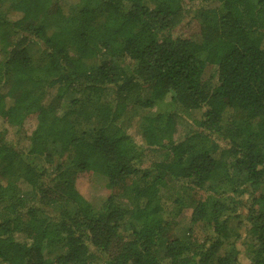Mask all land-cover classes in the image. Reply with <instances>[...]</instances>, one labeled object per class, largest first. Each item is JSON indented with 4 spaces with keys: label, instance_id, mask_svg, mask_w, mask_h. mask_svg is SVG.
<instances>
[{
    "label": "trees",
    "instance_id": "16d2710c",
    "mask_svg": "<svg viewBox=\"0 0 264 264\" xmlns=\"http://www.w3.org/2000/svg\"><path fill=\"white\" fill-rule=\"evenodd\" d=\"M172 186L201 235L172 231ZM244 260L264 264V0H0V264Z\"/></svg>",
    "mask_w": 264,
    "mask_h": 264
},
{
    "label": "rangeland",
    "instance_id": "374dc122",
    "mask_svg": "<svg viewBox=\"0 0 264 264\" xmlns=\"http://www.w3.org/2000/svg\"><path fill=\"white\" fill-rule=\"evenodd\" d=\"M68 0H64V3ZM10 17V20H14L17 18V16H13L11 13L8 14ZM186 22V21H185ZM53 31L52 28H48L47 32L51 33ZM178 35L183 36L184 38H189L191 40H196L198 37V27L196 22H192L189 25L181 24L178 29L176 30ZM38 48H40V45H33V47L30 49V53L33 56H39ZM211 68L207 67L205 70V73L203 75L204 79H207L209 76ZM153 111H158V106L155 107ZM137 117L132 115H127L122 121L121 126L124 128H127L130 135L132 136L133 140L137 144H141L142 141L140 137L135 134L134 132V125L136 123ZM31 127L26 126L23 128V131H30ZM7 139L15 142L16 141V134L15 132H10L7 136ZM76 188L79 191V193L94 207H99L105 200L106 196L108 195V190L106 188V179L100 175H93L90 179V181H78L76 183ZM167 195L171 200H180V203L182 204V207L180 208L179 212L176 213V210L173 212V214L169 217V223L172 231L177 234L178 236H182L189 228L190 231L194 234H200L202 232V225L196 224L191 225L189 222L190 214H191V208H189L187 203V194L186 192H181L179 190L175 189V186H172V190H168ZM243 240H240L238 242V248L239 250H243L242 242ZM242 264H247V262L244 260Z\"/></svg>",
    "mask_w": 264,
    "mask_h": 264
}]
</instances>
